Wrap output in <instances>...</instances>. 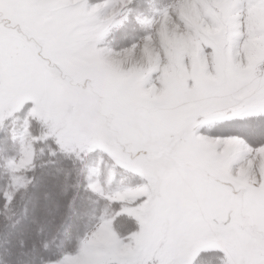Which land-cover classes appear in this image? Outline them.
I'll list each match as a JSON object with an SVG mask.
<instances>
[{"label":"snow or ice","instance_id":"6c2138e0","mask_svg":"<svg viewBox=\"0 0 264 264\" xmlns=\"http://www.w3.org/2000/svg\"><path fill=\"white\" fill-rule=\"evenodd\" d=\"M184 2L0 0L10 189H26L48 158L69 169L73 203L81 190L102 202L75 250H64L70 234L59 252L45 242L42 264H264V0H189L207 3L204 24L223 39L203 36L195 59L174 52L136 71L130 58L165 17L183 25ZM126 24L141 34L118 44ZM218 126L252 139L213 135Z\"/></svg>","mask_w":264,"mask_h":264},{"label":"rangeland","instance_id":"374dc122","mask_svg":"<svg viewBox=\"0 0 264 264\" xmlns=\"http://www.w3.org/2000/svg\"><path fill=\"white\" fill-rule=\"evenodd\" d=\"M167 0H139L144 11H149L158 4L166 3ZM203 14H210L211 8L207 3L198 9L194 3L185 0L179 9V19L183 21V25L165 17L164 21L159 25V33L152 38L148 45L141 53H137L130 58L129 62L135 66L136 71L142 70L145 64L154 65L158 63L164 56H171L174 52L187 53L193 59L199 54L198 38L203 36H212L223 39L220 29L209 28L202 19ZM264 19V17H262ZM155 27V26H154ZM137 26L134 24H126L125 27L115 33L117 36L116 43L129 44L133 38L140 35ZM261 42L254 39L250 42L249 50L260 47ZM11 127L9 128V132ZM229 133H238L241 136L252 139L251 130L248 128L237 126H218L212 130L213 135H226ZM252 142H257L253 140ZM7 149L3 151V149ZM15 147L9 140L5 145L4 138L0 135V175L4 173L6 179L5 186L0 187V208L4 214V208L12 200H19L24 203L26 211L20 215L21 204L11 211L13 217H18V222H9L10 225L4 224L0 218V264H42L44 257L50 254V251L44 252L41 242L43 237L49 240L56 237V243L52 244L51 252H59L61 249L55 247L61 240L65 239L66 234H70L71 241L65 244L67 251H74L79 240L86 232V226L94 224L95 218H98L102 207L100 205L91 204L87 197L90 193H84L82 190L80 195L72 202L75 190L69 188L67 194L63 193L65 184V172L69 169L61 164H52L48 162V158L38 160L39 165L43 168L40 173L34 177L33 170L27 173V179L35 181L30 198L22 197L26 189L14 191L9 187V180L2 167L5 157L15 155ZM40 167V168H41ZM32 172V174H31ZM118 180L125 179L118 177ZM69 184L74 182V177H68ZM11 192L12 199L9 201L5 193ZM22 197V198H20ZM94 200L95 197L92 196ZM71 205V207H70ZM64 223L68 229L59 233L58 227ZM12 226V227H11ZM6 228V229H5ZM52 244V245H51ZM42 245V248H40ZM34 258V256H36ZM44 255V257H42Z\"/></svg>","mask_w":264,"mask_h":264},{"label":"trees","instance_id":"16d2710c","mask_svg":"<svg viewBox=\"0 0 264 264\" xmlns=\"http://www.w3.org/2000/svg\"><path fill=\"white\" fill-rule=\"evenodd\" d=\"M36 164H37V166H36V168L33 170V173L35 174L34 175V177H37L36 175H38L39 173H40V170H42L43 168L39 165V163H38V161L36 162ZM41 167V168H40ZM31 174H32V172H31ZM35 182H36V179H35V181H32L31 183H29L28 184V186H27V188H26V190L24 191V193L22 194V197H24V199L25 198H30V196H32V192H33V189L35 188L34 186H35ZM5 184H6V179L4 178V173H2L1 175H0V187H1V185H2V187H3V185L5 186ZM22 197H20V198H22ZM18 204H21V212H20V215H21V213H22V215L24 214V212L26 211V206H25V204L24 203H20V201L18 200H12L11 202H9L8 204H7V206L4 208V214L2 215V213H3V210H2V208H0V218L3 220V227H5L6 226V228H7V226L8 225H10L9 224V222H11V221H13V222H18V219H19V216L18 217H13L12 216V212L11 211H13V210H17L15 207L18 205ZM24 212H23V211ZM7 223V224H6ZM4 224H6L5 226H4ZM12 227V226H11ZM5 228V229H6ZM68 229V227L64 224V223H62L59 227H58V229L57 230H59L60 232L59 233H61V232H64L65 230H67ZM56 237L57 236H55V235H53V238H50L49 240H47V239H45V237H43L42 239H44V240H42L41 242H47L48 243V241H51V243L52 244H55L56 243ZM51 244V245H52ZM40 248H42V245H40ZM43 250H44V252H45V249H44V247H43ZM35 257H37V255L36 256H34V258ZM42 257H44V255L42 256ZM46 257H44V259H45ZM43 259V260H44Z\"/></svg>","mask_w":264,"mask_h":264}]
</instances>
